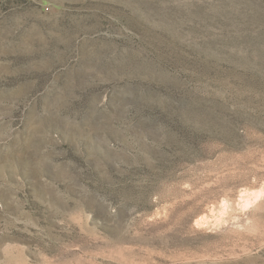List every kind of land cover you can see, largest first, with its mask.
I'll return each instance as SVG.
<instances>
[{
  "label": "rangeland",
  "instance_id": "1",
  "mask_svg": "<svg viewBox=\"0 0 264 264\" xmlns=\"http://www.w3.org/2000/svg\"><path fill=\"white\" fill-rule=\"evenodd\" d=\"M0 264H264V0H0Z\"/></svg>",
  "mask_w": 264,
  "mask_h": 264
}]
</instances>
